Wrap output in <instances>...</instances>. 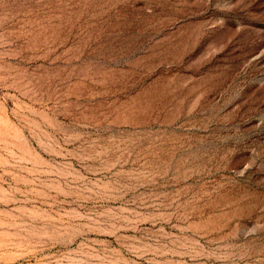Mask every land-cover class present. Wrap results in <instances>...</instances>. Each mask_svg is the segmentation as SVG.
I'll list each match as a JSON object with an SVG mask.
<instances>
[{"label": "rangeland", "instance_id": "obj_1", "mask_svg": "<svg viewBox=\"0 0 264 264\" xmlns=\"http://www.w3.org/2000/svg\"><path fill=\"white\" fill-rule=\"evenodd\" d=\"M0 264H264V0H0Z\"/></svg>", "mask_w": 264, "mask_h": 264}]
</instances>
